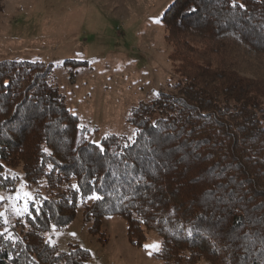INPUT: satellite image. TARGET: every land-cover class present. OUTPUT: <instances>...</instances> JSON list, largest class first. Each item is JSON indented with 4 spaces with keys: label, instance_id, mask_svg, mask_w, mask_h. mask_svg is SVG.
<instances>
[{
    "label": "trees",
    "instance_id": "1",
    "mask_svg": "<svg viewBox=\"0 0 264 264\" xmlns=\"http://www.w3.org/2000/svg\"><path fill=\"white\" fill-rule=\"evenodd\" d=\"M236 3L164 10L168 90L130 110L131 140L88 142L50 64L0 61V189L15 190L5 170L19 168L48 191L12 225L0 218V264H85L86 250L59 253L42 235L79 205L93 236L106 216L125 221L133 247L157 234L159 264H264V0ZM65 64L72 79L86 62Z\"/></svg>",
    "mask_w": 264,
    "mask_h": 264
},
{
    "label": "rangeland",
    "instance_id": "2",
    "mask_svg": "<svg viewBox=\"0 0 264 264\" xmlns=\"http://www.w3.org/2000/svg\"><path fill=\"white\" fill-rule=\"evenodd\" d=\"M173 0H2L0 2V61H37L52 67L49 81L64 96L67 108L78 117L81 136L99 144L115 135L131 140L134 128L127 122L130 110L167 91L171 65L165 29L160 20ZM159 21V22H156ZM66 60L86 62L71 79ZM72 74V75H73ZM5 172L16 178L13 192L0 189L2 223L10 226L25 214L17 194L30 192L37 202L46 196L44 182L28 184L19 168ZM90 200H88L89 203ZM82 207L72 223L43 233L59 253L77 246L88 252L85 264H159L158 250L145 245L158 242L147 231L142 248L129 244L125 221L106 216L98 236L82 223ZM7 219V223H5ZM206 264V263H200Z\"/></svg>",
    "mask_w": 264,
    "mask_h": 264
},
{
    "label": "snow or ice",
    "instance_id": "3",
    "mask_svg": "<svg viewBox=\"0 0 264 264\" xmlns=\"http://www.w3.org/2000/svg\"><path fill=\"white\" fill-rule=\"evenodd\" d=\"M233 7H236L237 6V3H236V0H233ZM239 7L243 8L244 5L240 4ZM156 22H159V21H156ZM102 197L100 195H98L97 193L93 192L91 196H89V199H92V200H99L101 199ZM5 197L3 196H0V201L4 200ZM20 199H23L24 200V208L23 209H20L18 207L15 206V204H13V209L14 211L16 212L17 215L21 214L22 212H28L29 209H28V202L29 201H34V197L32 196V194L30 192H23L22 195L21 194H17V196L15 197V200H20ZM37 213L39 212V208L36 209ZM5 217V212H0V218H3ZM5 223H7V219H5L4 221ZM145 248L146 249H152V250H158L159 249V243L158 242H153L152 244L150 245H145Z\"/></svg>",
    "mask_w": 264,
    "mask_h": 264
}]
</instances>
